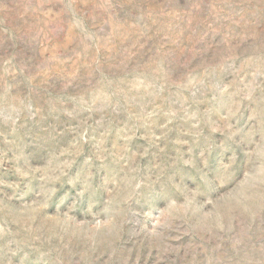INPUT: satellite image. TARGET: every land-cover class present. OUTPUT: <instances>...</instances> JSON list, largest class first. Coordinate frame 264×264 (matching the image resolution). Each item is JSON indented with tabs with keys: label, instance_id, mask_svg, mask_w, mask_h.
<instances>
[{
	"label": "rangeland",
	"instance_id": "1",
	"mask_svg": "<svg viewBox=\"0 0 264 264\" xmlns=\"http://www.w3.org/2000/svg\"><path fill=\"white\" fill-rule=\"evenodd\" d=\"M0 264H264V0H0Z\"/></svg>",
	"mask_w": 264,
	"mask_h": 264
}]
</instances>
